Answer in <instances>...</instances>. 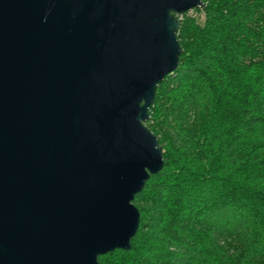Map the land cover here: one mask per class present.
Here are the masks:
<instances>
[{
	"label": "water",
	"instance_id": "water-1",
	"mask_svg": "<svg viewBox=\"0 0 264 264\" xmlns=\"http://www.w3.org/2000/svg\"><path fill=\"white\" fill-rule=\"evenodd\" d=\"M203 0H0V264L129 249L164 167L146 125Z\"/></svg>",
	"mask_w": 264,
	"mask_h": 264
},
{
	"label": "trees",
	"instance_id": "trees-1",
	"mask_svg": "<svg viewBox=\"0 0 264 264\" xmlns=\"http://www.w3.org/2000/svg\"><path fill=\"white\" fill-rule=\"evenodd\" d=\"M203 1L146 121L164 167L135 196L131 247L100 264H264V0Z\"/></svg>",
	"mask_w": 264,
	"mask_h": 264
},
{
	"label": "built area",
	"instance_id": "built-area-1",
	"mask_svg": "<svg viewBox=\"0 0 264 264\" xmlns=\"http://www.w3.org/2000/svg\"><path fill=\"white\" fill-rule=\"evenodd\" d=\"M180 16H181V15H180ZM180 16H179V17H180Z\"/></svg>",
	"mask_w": 264,
	"mask_h": 264
}]
</instances>
